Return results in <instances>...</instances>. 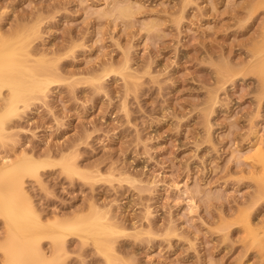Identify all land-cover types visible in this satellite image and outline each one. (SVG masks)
<instances>
[{
  "label": "rangeland",
  "instance_id": "374dc122",
  "mask_svg": "<svg viewBox=\"0 0 264 264\" xmlns=\"http://www.w3.org/2000/svg\"><path fill=\"white\" fill-rule=\"evenodd\" d=\"M0 43L51 81L0 94V157L40 164L30 204L0 174V264L34 235L49 264H264V0H0Z\"/></svg>",
  "mask_w": 264,
  "mask_h": 264
},
{
  "label": "bare ground",
  "instance_id": "6f19581e",
  "mask_svg": "<svg viewBox=\"0 0 264 264\" xmlns=\"http://www.w3.org/2000/svg\"><path fill=\"white\" fill-rule=\"evenodd\" d=\"M124 10L120 9V13L126 14L127 9L125 11ZM129 13H130V11H129ZM129 13H128V15H130ZM25 52H26V48H25ZM17 53L18 52L16 51L14 46H11L7 43H0V94L2 93L3 88H7L8 97L5 98L4 101H6L7 99L10 100L9 106H8V111H7V114L9 116L16 113L18 102L26 103L28 97L30 96V94L33 91L34 92H35V90L44 91V89L46 90V88H47L46 85L48 84V82H51V81L47 80L45 82V84L42 85L41 83H43V82L40 83L37 80H35V76H36L35 72L32 69L25 67V65H23L22 62L18 61ZM259 73H260L261 78L264 80V65H262L260 67ZM4 119L5 118H3V120ZM6 128L8 129L7 125L5 127L4 121L0 120V139H2V138L4 139V137L7 138L6 135H8L9 132L8 133L6 132ZM3 139L1 141H3ZM250 158L254 162H256L257 164H262L264 167V148H263V146L259 140V137H257V136H256V139L254 141L253 148L250 152ZM39 165H40L39 162L36 159H34V157L23 156L21 159L15 160V161H11L10 158L8 159L7 157H3V158L0 157V174L2 173V174L10 175V177H11V185H10L11 187L10 188L11 189H19L20 193L23 195L22 199H23V197L26 198V200L23 201L25 203H23L21 201L20 196H18L20 198H16V200H15L16 204L18 202L19 206H20V204H22V205L26 204V202H28L30 204V201L28 199L27 192L25 191L26 188L24 187L23 182L16 175V173L18 172L17 170L18 169H20L21 171L22 170H24V171L28 170V171L32 172L33 174H36V170L39 167ZM67 169L70 170L72 173H77L79 168L76 167V165H72V166H67ZM262 175L260 176L261 177L260 182H261L262 187L264 189V175H263V177H262ZM2 187H3V185L1 184L0 189H3ZM0 196H1V193H0ZM18 199L20 201H17ZM10 204L13 206V203L10 202ZM24 206H26V205H24ZM15 208H17V207H15ZM26 209H27L26 212L23 213L22 215L14 214L11 218L12 219L11 221L15 222V220L17 218L18 219L23 218V215H26V213H27L28 217H33V219L36 221V222H34L35 226H37V227L41 226L42 220L40 218V215L37 214V212H36L37 210H34V208L32 206H30L29 208H26ZM8 210L9 209H6L7 214L10 211V210L9 211ZM11 213H13V212L11 211ZM8 215L11 216L10 213ZM80 218H82V217H80V216L74 217L72 220L74 222H64L63 220H61L59 218H55L52 221V223H54L55 225L57 224L60 227H61V225L62 226L64 225L63 227H66L65 225H67V227L68 226L70 227L72 224H75V227H77L78 225L76 224L77 222H75V221H77V219H80ZM62 222H64V223H62ZM107 222L108 223H106L105 225L104 224L101 225L97 222L91 223L90 225H86V227L83 229V231H85L87 233H93L96 235L104 234L106 236H112L115 234V229L109 223V220H107ZM245 228H246V231L248 232V234L250 236L251 243L256 248H258L262 254H264V241L262 239L258 238L259 236H257V233L255 232L254 227L249 220L245 223ZM37 239L38 238L34 235V237L31 240V243L29 245L28 244L26 245L23 242L24 245H26V247L23 245L22 239H20L21 241H19V242H21L22 244L20 243L19 245L20 246L23 245L24 247H22V246L21 247L23 249L25 248L27 251L26 254H22V253H24L25 250L23 251V249L21 248L23 252L21 253L22 256L21 257L19 256V260L23 259L24 262H21V260H20V262H18V260L16 258H15V261L11 260L12 257L8 256L9 258L7 257L6 260L11 258L10 259L11 261L9 260L8 264L9 263L15 264L16 262H18L20 264H22V263L23 264H49L48 253L39 246ZM17 250H19L18 247L16 248V252H14L15 255H16V253L18 255V253L21 251L20 250L18 252ZM24 255H25V257H23ZM12 261H14V263ZM18 263H16V264H18Z\"/></svg>",
  "mask_w": 264,
  "mask_h": 264
}]
</instances>
